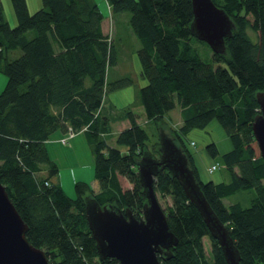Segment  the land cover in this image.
Instances as JSON below:
<instances>
[{"label": "trees", "instance_id": "16d2710c", "mask_svg": "<svg viewBox=\"0 0 264 264\" xmlns=\"http://www.w3.org/2000/svg\"><path fill=\"white\" fill-rule=\"evenodd\" d=\"M11 1L15 26L0 6V72L8 77L0 94V181L29 226L28 241L44 250L51 264H119L99 259L84 198L129 209L141 219L146 198L136 163L145 152L158 159L159 142L151 144L131 104L116 114L129 121L115 136L117 147L107 144L115 117L103 112L105 95L131 84L132 78L108 79L119 50L103 31L104 12L97 0H42L33 13L27 0ZM212 1L234 22L224 54L214 53L192 34L191 0H108L113 16L129 13L127 23L139 41L140 73L147 83L139 88L137 101L146 121L157 130L167 129L182 148L206 201L239 251L240 264H264V162L252 130L259 112L255 95L264 91V0ZM193 39L208 46L209 59L193 47ZM177 107L181 124L172 127L166 115ZM213 119L232 147L220 154L212 143L206 150L219 158L229 179L204 183L187 134ZM69 128L85 135L97 185L92 190L85 182L75 183V198L53 182L58 167L47 149L52 133ZM120 177L132 187L123 190ZM154 189L172 201L162 209L178 239L170 259L158 255L160 263L226 264L197 209L167 170L155 178ZM246 191L254 192L249 207L225 204L226 198ZM205 237L211 241L209 257Z\"/></svg>", "mask_w": 264, "mask_h": 264}, {"label": "water", "instance_id": "95a60500", "mask_svg": "<svg viewBox=\"0 0 264 264\" xmlns=\"http://www.w3.org/2000/svg\"><path fill=\"white\" fill-rule=\"evenodd\" d=\"M192 34L205 42L214 53H225V39L231 37L234 22L212 0H191ZM259 112L252 122L254 139L264 162V91L255 95ZM159 157L148 152L136 163L139 183L145 195L141 219L129 209L115 210L100 206L92 197H85V216L100 260L114 259L119 264H161L158 255L166 259L178 239L171 232L166 215L154 189L155 178L167 170L175 178L188 201L197 209L211 237L217 241L226 264H240V254L223 223L206 201L188 158L174 137L158 129ZM29 226L11 201L0 181V264H51L44 250L27 239Z\"/></svg>", "mask_w": 264, "mask_h": 264}, {"label": "rangeland", "instance_id": "374dc122", "mask_svg": "<svg viewBox=\"0 0 264 264\" xmlns=\"http://www.w3.org/2000/svg\"><path fill=\"white\" fill-rule=\"evenodd\" d=\"M28 2L30 4L31 13L40 9V7L42 6L41 0H28ZM97 2L101 10L104 12V20L102 22V26H104V31L108 33L109 38H111L112 40H116L119 50L118 63L113 68H110V71L108 72V79L113 80L118 77L132 78V84H129L123 88L118 89L119 91L114 90L112 92H109L105 97L106 99L104 98L105 100L104 101L105 106H103L104 114L114 115L116 114V111L118 113L122 111L125 107H127L126 106L127 101L129 104H131L134 103L135 100H137L136 99L137 89H138L137 86L140 85L142 82L141 81L142 76L138 75L139 73L137 74V72H140V64L137 56L139 41L134 36L127 23L129 13H119L113 16L111 14V7L108 0H97ZM35 4L37 5L35 8H33V5ZM5 14L11 25L15 26L17 22L12 21V19L10 18L12 14L11 10L6 8ZM12 16L14 17V14ZM250 34L253 37V39H257L256 34H253L251 32ZM192 45L201 54L203 58L205 59L210 58L211 51L208 48V46L194 39ZM7 81H8L7 75L4 72H0V94L4 90ZM110 94H113L119 101V105L117 107V110L115 111L112 109V107L107 106V103L109 102L108 98H110ZM132 110L138 116L139 115L138 113L141 112L142 107L134 103L132 106ZM138 121L140 122L141 125L144 126V128L147 130L148 134L150 135L151 144L157 142L158 130L156 129L155 124L151 122H147L145 117L142 118L141 116H138ZM168 123L172 127H177L175 123L172 122H168ZM121 125L122 123L120 121L114 122L110 126V131L113 132L118 130ZM164 130L168 132L167 129ZM115 136L116 134L113 132V135H110L107 139V144L111 147H117L115 143ZM226 136L227 135L224 132V129L221 127V125L218 123L216 119H213L204 128L202 129L194 128L187 134V140L189 142L188 143L189 150L191 151L192 157L197 165L199 178L204 183L206 182L218 183V182H222L223 180L227 181L229 179L225 168H223V166L220 164L219 158L216 159L212 158L206 150L207 145L213 143L217 145V147L220 149L221 152H224L223 145L225 144L224 139H226ZM190 143H193V145H190ZM213 164H218L219 169H217L212 174H209L207 172V169ZM53 182L56 181L53 179ZM119 182L123 190L130 189L132 187L123 177L119 178ZM96 189L97 188H95V190ZM63 190L68 197L75 198L76 195L74 194L73 185L71 186L70 189L69 185L67 184V181L65 180L63 183ZM253 197H254V192L252 191L238 192L233 196L226 198L224 202L226 205L239 203L243 207H249ZM157 198L160 206L163 209H165L167 206H170L172 203L170 198L161 199L158 195ZM202 243H203L204 251L206 255L209 257L211 253V241L209 238L205 237L202 239Z\"/></svg>", "mask_w": 264, "mask_h": 264}, {"label": "crops", "instance_id": "0c3cea01", "mask_svg": "<svg viewBox=\"0 0 264 264\" xmlns=\"http://www.w3.org/2000/svg\"><path fill=\"white\" fill-rule=\"evenodd\" d=\"M27 2H28V0H27ZM41 2H42V0H41ZM11 3H12L11 0H0V6L1 5L3 6L4 11L6 8L11 10L12 14H11V17L10 16L9 17L12 19V21L17 22L15 10H14L13 4H11ZM36 5L37 4L33 5V8H35ZM28 6H29V10L31 11L29 2H28ZM13 14H14V17L12 16ZM102 27H103V31H104V26H102ZM137 74L141 75L140 72H137ZM141 81H142L141 84L137 86V88H138L137 94H138L139 88L144 86L147 83V80L144 77H142ZM117 91H119V90L117 89ZM106 96H107V94L105 95V97ZM136 99H137V96H136ZM108 101L109 102L107 103V106L112 107V109L114 111L117 110V107L119 105V101L117 100V98L113 94H110V98H108ZM124 102H125V100H124ZM134 103L141 106L137 100H135ZM134 103H131V104H134ZM128 104L129 103L127 101L126 106L131 105V104H129V105ZM103 106H105L104 102H103ZM116 114H118L117 111H116ZM116 114L113 115V117H115V118L111 119L110 123H109L110 126L114 122H117V121H120L122 123V125L119 127L118 130L113 131L115 134H117L119 131H121L122 129L129 126V121L127 119H124L122 117L118 118V115H116ZM138 114H139L138 116H141L142 118L145 117L144 112H143V108H142L141 112ZM136 116H137V114H136ZM166 119L168 120V122L175 123L177 126H179L181 124V116H180L179 108H175L172 111H170L166 115ZM137 122L140 123L138 121V118H137ZM113 132L110 130L108 132H106L107 139L110 135H113ZM64 136H65L64 132H62L61 130H56L54 133H52L48 137V141H47L48 155H49L50 159L58 167V175L55 178V181L60 184L62 189H63L64 180H65V181H67V184L69 185L70 189H71L72 185H73V189H74V185L77 182H85V183L90 185L92 190H95V188H97V185H96V181L94 179V158H93L91 149L86 142L85 135H84L83 131L76 132L74 134V136L72 137V139H69L68 142L63 145V144H61L60 140ZM224 143H225L223 145V149H224L223 151L224 152H221L220 149L216 145L219 153H221V154H224V153L230 151L231 147H232L230 141H228L227 136H226V139H224ZM194 163H195V160H194ZM195 166L197 169L196 163H195ZM74 194H75V191H74Z\"/></svg>", "mask_w": 264, "mask_h": 264}, {"label": "built area", "instance_id": "2783aa9c", "mask_svg": "<svg viewBox=\"0 0 264 264\" xmlns=\"http://www.w3.org/2000/svg\"><path fill=\"white\" fill-rule=\"evenodd\" d=\"M75 132L72 131L70 128L68 129V131L65 133V136L62 137V139L60 140L61 144H66L68 142L69 139H72V137L74 136ZM190 145H193V143H190ZM217 169H219L218 164H213L211 165L208 169L207 172L209 174H212L213 172H215Z\"/></svg>", "mask_w": 264, "mask_h": 264}]
</instances>
